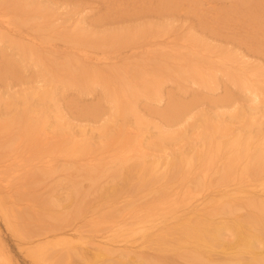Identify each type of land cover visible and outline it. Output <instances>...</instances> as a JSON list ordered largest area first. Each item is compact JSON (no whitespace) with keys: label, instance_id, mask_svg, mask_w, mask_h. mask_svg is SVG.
Segmentation results:
<instances>
[{"label":"bare ground","instance_id":"bare-ground-1","mask_svg":"<svg viewBox=\"0 0 264 264\" xmlns=\"http://www.w3.org/2000/svg\"><path fill=\"white\" fill-rule=\"evenodd\" d=\"M53 13L48 10L47 6L39 8L40 16L45 18H50ZM1 17L3 18L0 21V25L8 26V31H15L12 19L7 14H2ZM82 26H74L73 33L82 30L83 28L77 29V27ZM78 38L84 44H81L80 47L73 45L66 47L72 53L80 55V57L84 54V57L81 58L84 60H82V63L90 62L86 60L85 55L91 52V45L85 43L92 42L88 41L87 35H79ZM31 41L37 47H40L43 43L40 39H37V41L33 39ZM22 50L24 51L23 48ZM148 50L151 51L150 49ZM190 50L192 51V55L195 54L198 51L197 44L191 46ZM175 51L178 55L183 54L181 49ZM170 53L172 52L170 51ZM90 56H87V59H92V62L98 59L95 56ZM171 57L173 56L171 55ZM245 58L246 55L241 56V66L236 67L234 70L227 69L225 71L228 74L233 72L237 76V79H233V82L241 90H244L247 98H249V103L251 102L250 105L248 103L246 109L241 108L239 106L240 101H235L236 97L234 96V99L232 94L229 93L223 94L219 98L217 97L218 100L215 101V104L219 108L230 110L228 112H221L220 114L230 113L231 122L234 119L240 120L244 117L242 115L244 113L246 119L249 121L246 125L242 127L238 126V130L222 126L228 131L226 133L222 132L219 138L217 137V133L219 130L221 131L219 129L221 126H218L220 121L217 122L211 116L200 113L196 109L197 106L195 104L185 105L184 103L187 101L181 100L177 105H183L176 108L177 117L173 122L176 129H161L156 125L155 128L159 130L156 136L157 143H148L144 140L142 134L147 132L146 130L140 132L136 130L138 135L140 133L138 141L136 138L132 139L133 142H136V147L132 145L127 149L126 147L123 150L118 149L117 153L115 151L116 155L112 159L114 164L112 161H105V158H100L101 156L104 157V155L99 156L97 153L96 155L94 154L95 150L102 149L104 144L98 143L97 147H95L97 143L92 142V137L86 129L81 130L80 137L77 136L78 134H75L73 139L70 138L73 143L71 148L69 146H60L59 149L53 146L42 148L40 146L42 139L40 140L39 134L42 131L39 129V122L26 116L28 113L27 109H25L26 112H23L21 117H27V119L18 128L22 131L25 142L30 144V146L28 145V150L30 149V151L25 150L23 155H11L9 152H13V150L8 152L10 155L7 152L0 153V216L4 219L5 222L3 223H6L8 230L16 236L17 245L19 244L18 248L25 253V257L28 256L32 259L34 264H69L72 263L74 256H78L77 261L79 264H89L90 262L96 264L94 259L97 260L99 258L102 260L100 264H171V257L173 256L182 258L188 256L190 260H195L196 263L202 262L201 264L204 261L211 264H216L218 261L226 263L234 261L233 264H246L245 261L249 258H251V263L264 264V249L261 250L260 248L259 250V247L255 245L257 239L260 241L259 239L262 238L264 241V235H262L264 233V76L261 69L259 73V69H254L252 66L253 68H251L254 69L252 71V69L246 66L251 62ZM228 60L229 58H222L224 66H226ZM206 64L208 63L191 62L183 66L182 68L187 73L185 79H192L191 77H193L194 84L198 83L202 86H207L212 91L220 89L217 83L218 78L214 79L213 76L209 75L212 68L207 67ZM127 70V73H129L130 68ZM218 70H215V73ZM142 71L141 67L137 68L138 74H141ZM161 71L162 68L158 67V74L153 79L146 80L147 82L143 86L148 83L147 88L150 86L153 93H158L159 87L162 84L158 81L161 77ZM75 75L79 77L83 75L84 77L80 78L82 81L92 79V73H88V71L84 72L82 66L72 76ZM94 75L98 76L96 72ZM72 78L74 79V77ZM93 79L96 80L95 76ZM37 80L40 81L37 82L39 83V87L36 88L42 92L40 94H30L29 96H38L41 99L53 98V94H51L52 88L46 86L44 89H41L44 86L40 82L44 80ZM129 83L132 84L133 95L137 96L139 84L131 83L130 81ZM156 85L158 88H156ZM107 96L115 103L113 105V108H115L114 114L112 113L113 119L110 120H116L119 116L126 113L125 108L127 107L123 105L119 94H107ZM208 96L210 95L206 94L204 98H201L205 99L206 97V99L210 100L212 97L209 98ZM195 97L196 103L200 100V96L196 95ZM4 98L8 99L5 97V94H0V106L5 101ZM163 99L161 92L154 94V101L158 104L163 102ZM52 100L50 99V101ZM23 102L25 108H27L29 105L27 98H24ZM54 106H56L55 109L58 113L56 115L57 121L63 127H67L68 123L65 121L64 115L59 114L60 107L56 104ZM39 115L40 112H37L34 116L41 120L42 118ZM144 115L145 113L138 115L139 125H149V122L145 123L141 118ZM220 119L218 118V120ZM42 122L46 123L44 119ZM202 124L204 126L209 124L213 129L204 128L202 131H197L198 126ZM238 125H240V122ZM109 127H106V130L102 132L108 134ZM189 127L192 128L190 133L188 132ZM8 134L7 136L10 137L11 133ZM11 135L13 136V134ZM129 139H131V136ZM8 141L5 144L7 147H9L10 143ZM21 141L20 143L22 144ZM101 141L104 142L103 140ZM37 144L39 148L37 150L33 149ZM146 144L152 147L149 152L144 147ZM135 148V155L131 154ZM24 149H26V146ZM59 156L64 157L66 161L59 160L57 158ZM34 160L37 161L34 162ZM57 162L59 164H61L60 162H65V166H63L65 169L56 167ZM109 165L114 166L108 167ZM120 167H122V171L126 172L125 175L129 177L130 182L136 179L135 184H140L138 190L141 185L145 186L149 183L150 187H152L150 192L151 197L149 195L145 196V202L138 201L136 197V201H133L134 197H130L133 194H130V201L128 203L117 201V197L115 196L117 194L114 190L117 192L118 179L121 182L123 177L120 176L121 178L118 179L113 178L114 173L112 171H116V169L118 171ZM58 170H60L61 175H58L55 179L62 178L63 183L66 177L70 180L74 179L73 181L76 179V182L79 179L78 185L81 186V189L75 188L78 192L80 190L81 192L85 190L87 193L95 192L99 193L101 197L98 200H95V198L96 202L91 200L89 203H85L86 206L80 207L79 204L75 208L76 203L74 199L77 197L75 196L74 198V195L77 191L73 192L71 187L63 185L62 182H58L54 186H50L48 183V189L50 187L51 189L50 192L46 190L47 193L50 196L56 195L54 196L56 200L54 201L53 199L54 205L50 202V205L53 208L55 206V211L58 213L56 215L52 210L56 218L57 216H65V214L66 216H70L72 213L71 216L74 215V217L71 220L69 219L72 223L69 221L65 225L66 227L60 230L57 227L53 228V225L57 223L56 221H54L56 223L52 221V225L48 221L49 226H53L52 233H50V227L46 225L47 228L49 227L48 230L44 229L45 231H42L43 229H39V231L35 232L33 228L31 230L35 234L31 231L33 234L28 236L31 233L27 231L29 226H27L26 231H23L26 220L23 222L24 225L20 224L22 223L19 220L21 216L19 217L16 206H19L20 200L26 201L25 199H28L30 201L31 199L32 201V199H35V204L36 202L40 203L41 200L37 201L38 198L36 199L31 194L29 198L26 192L29 191L28 193H31L35 192V190L26 189L23 192L24 189L22 188H26L28 183L26 182L23 185L22 181L29 178L28 175L39 179L53 178L54 173H57ZM38 171L41 175L37 173ZM65 172L67 173L66 177ZM109 173L110 179H117V182H114L112 179L108 180L106 185H100L101 182L105 183L100 178L105 176L103 178L105 179ZM69 179L68 181H70ZM86 181L88 183L84 186L83 183ZM48 182L52 181L48 179ZM108 182L114 183L108 184ZM122 182L124 184L123 180ZM75 183L73 182L74 185ZM123 184H120V186H123ZM63 188L66 189L63 195L64 199L59 201L60 195L57 194V190L61 191ZM120 188L119 192L125 190H121ZM141 188L146 189L144 187ZM20 189L22 190L20 191ZM111 189H113L114 193L110 192ZM46 191L42 192L45 193ZM128 192L130 193L129 190ZM141 194L137 197L140 198ZM85 196L83 197L84 200ZM87 196L89 197V195ZM45 200L49 202L50 198L49 200ZM45 200L42 197V201L44 202ZM84 200H81V202H84ZM76 201L77 204L80 203V201ZM35 204L32 203L28 207L37 210ZM44 205L46 206L48 203H44ZM67 209L73 211L71 212ZM250 209H255V211H251ZM39 213H42V211ZM44 213L42 214L43 218L45 217ZM22 215L25 216L24 218H28V214ZM59 219L63 220L65 218L58 217L57 221ZM61 220L60 223L62 222ZM79 220L81 221L80 223H78ZM44 221L46 220H43L41 223ZM82 221L88 222L84 226V228L88 227V229L83 228L84 224H81ZM57 225L59 226V224ZM46 226H43V228ZM46 231H49V233ZM25 232L29 234L27 235ZM226 232L229 235H225ZM14 256L4 241L3 235L1 236L0 233V264H19L15 261ZM180 260L183 262L182 259ZM74 264H77L76 261Z\"/></svg>","mask_w":264,"mask_h":264},{"label":"rangeland","instance_id":"rangeland-1","mask_svg":"<svg viewBox=\"0 0 264 264\" xmlns=\"http://www.w3.org/2000/svg\"><path fill=\"white\" fill-rule=\"evenodd\" d=\"M42 6H47L50 12H54L50 18L40 16L39 8ZM2 14H7L12 19L15 31H8V26L0 25V28L2 27L0 29V94H5V97L8 98H4L5 101L0 106V153L7 152V154L11 153V155H23L25 150L30 151V149L28 150L30 144L25 142L23 133L18 128L27 119V117H21V114L26 112L25 109H27L28 113L26 116L39 122V129L42 131L39 133L40 140L42 139L40 141L42 148H48V146L58 149L60 146H69L71 148L73 144L71 139L74 138L75 134H78L77 136L80 137L81 130L86 129L92 137V142L97 143L95 147H97L98 143L104 144L102 149H94V154L96 155L97 153L99 156L104 155V157L101 156L100 158H105V161H112L118 149L123 150L124 147L127 149L132 145L136 147V142L132 141L135 138L137 141L139 140L140 133L138 135L136 130L139 132L146 130L147 132L142 134L144 140L148 143H157L156 136L159 130L155 128L156 125L161 129H176L173 122L177 117L176 108L183 105H177L181 100L188 102L184 103L185 105L195 104L197 106L196 109L200 113L211 116L217 122L220 121L218 126H221L219 128L221 131L219 130L220 133L219 131L217 133V137L219 138L222 132L226 133L228 131L222 126L238 130V126L242 127L249 122L244 113H242L244 117L240 120L234 119L231 122L230 113L220 114L221 112H228L230 110L217 107L215 101L218 100L219 96L229 93L232 94L234 99L236 97L235 101H240L239 106L241 108H247L249 98H247L244 90H241L233 82V79H237V76L233 72L228 74L225 71L227 69L234 70L236 67L241 66L242 55H246V58L251 62L246 66L250 69L253 67L254 69H259V73L261 69L264 76V0H0V21L3 18L1 17ZM76 25H83L82 27H77V29H83L73 33V28ZM79 35H87L88 41L92 42L85 43L91 45V52L85 55L86 60L90 62L82 63L84 60L81 58L84 57V54L80 53L83 54L80 57V55L72 53L66 47L68 45L80 47L81 44H84L79 40ZM33 39L36 41L40 39L43 43L40 47H37L31 41ZM195 44L198 46V51L192 55L190 48ZM178 49L183 51L182 55L176 54L175 50ZM202 50L204 52L201 53ZM90 55L98 59L92 62V59H87V56ZM222 58H229L226 66L223 65ZM191 62L208 63L206 66L212 68L209 75L213 76L214 79L218 78L217 83L220 89L212 91L207 86H202L198 83L194 84L193 77L186 80L187 73L182 67ZM80 66L83 67L84 72L88 71V73H92V79L95 76L96 80H80L81 77H84V74L80 77L78 75L72 76L75 72L79 71ZM138 67H141L143 70L141 74L137 73ZM158 67L162 68L161 77L158 79L162 84L159 87L158 93H153L150 86L147 88L148 83L144 86L143 84L147 82L146 80H151L158 74ZM129 68L130 71L127 73V69ZM215 70L218 71L215 73ZM95 72L98 76L94 75ZM37 79L44 80L40 82L44 86L41 89H44L46 86L52 88L51 94H53V98H50L53 99L52 101L49 98L41 99L38 96H36L38 98L32 97V95L29 96L30 94H40L42 92L36 88L39 87V83L37 82L40 81ZM196 80L200 82L198 79ZM129 81L139 84L137 96L133 95L134 91ZM156 88H158L157 85ZM160 92L163 94L164 99L163 102L158 104L154 101V94H159ZM107 94H119L123 105L127 107L125 108L126 113L119 116L116 120H110L113 119L112 113L114 114L115 111V108H113L115 103L109 99ZM206 94H209L210 96L208 97L212 98L210 100L206 99V97L202 99ZM196 95L200 96V100L195 103ZM24 98H27V103L29 104L27 108H25L23 102ZM54 104L60 107L59 114L64 115V119L68 123L67 127H63L57 121L56 115L58 113ZM30 110L31 112H29ZM37 112H40L39 117L42 118L41 120L34 116ZM141 113H145L141 118L145 123L149 122V125H139L138 115ZM218 118L221 119L218 120ZM43 119L46 123L42 122ZM239 122L240 125H238ZM209 124L205 126L203 124L199 125L196 130L202 131L204 128L213 129ZM84 126L85 128H83ZM108 126H110L109 132L108 134H104L102 131L106 130ZM250 128L252 127L250 126ZM191 129V127L188 128L189 133ZM7 132L13 134V136L11 134L10 137L7 136L9 135ZM130 136L131 139H129ZM7 141L8 143H12H9V147L5 146ZM25 146L26 149H24ZM38 146V144L35 145L33 149L37 150ZM144 147L148 149V152L152 149L148 144ZM10 150H13V152ZM15 151L17 152L14 153ZM135 152L136 148L131 154L135 155ZM57 158L61 159V161H66L64 157L59 156ZM36 161L34 160V162ZM60 163L62 165L59 162L56 163V167H59V169L65 166V162ZM111 166L109 165L108 167ZM112 172L114 173L113 178L118 179L123 177L124 184L122 180L119 182L118 179L117 182V179H110L109 173L106 176V178L108 177L107 180L106 178L103 179L105 176L100 178L102 181H105V183L101 182L100 185H106L108 180L113 179L114 182L116 181L118 189L117 192L116 190L114 191L117 194L115 195L117 201L128 203L130 197H134L133 201L137 199L138 201L145 202L148 195L151 197L150 192L152 187H150L149 183L145 185L146 187L141 185V187L146 189L139 187L138 190L140 184H135L136 179L130 182L129 177L125 175L126 172L122 171V167L118 171L116 169V171ZM37 173L41 175L39 171ZM54 174L53 178L48 177L45 179L28 175L29 178L22 181L23 185L26 182L28 183L26 188H22L24 189L23 192L26 189L35 190V192L31 193H28V191L26 194L28 196L31 194L36 199L38 198L37 201L41 200L42 202V204L41 202H36V204L39 203L36 206L35 199H32L33 202L31 199V202L25 199L26 201L20 200L19 206H23H16L19 217L21 216L19 220L22 223L20 224L24 225L23 222L26 220L23 231H26L27 226H29V229L27 228L29 233L33 230L35 232L39 231V229L45 231L50 227L49 230L51 229L50 233H52L53 226V228L57 227V229L61 230L74 217V215L71 216L72 213L70 216H66L64 213L67 219L62 215L57 216V218L61 217L65 219L57 221L56 215L58 213L55 211V206L53 208L50 205V202L53 203L54 196L56 195L50 196L47 191L50 192L51 187L48 189L49 185L54 186L58 182H62L63 179H55L58 175H61L60 170ZM22 175L24 174L22 173ZM66 176L67 173L65 172ZM48 179L52 182H48ZM66 179L62 184L71 187L73 192L77 191L74 198L76 196L78 199H75L78 202L80 201V203L77 204V201L74 199L76 203L75 208L79 204L80 207L86 206L85 203H89L91 200L96 202L95 200L101 197L99 193L95 192L87 193L85 190L78 192L75 188L81 189V186L78 185L80 180L78 179V182H76V179L75 181H73L74 179L70 180L68 177ZM66 181L67 183L69 182V185ZM73 182H76L75 185ZM87 183L86 181L83 185L86 186ZM120 184H123V186H120ZM119 188L121 190L125 189L123 190L124 192L122 191L123 194L119 192ZM42 191H46L45 193L49 196ZM114 191L113 189L110 190L111 193H114ZM65 192V188L61 191L57 190V194L60 195L59 201L64 199L63 195ZM83 193L84 195L82 196ZM85 193L89 197L85 196ZM130 194L134 196H130ZM140 194L141 200L137 197ZM17 195L19 194L17 193ZM84 196L85 200L83 199ZM42 197L43 200H49L50 198V201L46 202L45 200L43 202ZM81 200H84V202H81ZM30 203H34L37 210L28 207L31 206ZM44 203H48V205L45 206ZM59 207L62 209L61 206ZM250 210L255 211V209ZM31 211L33 212L31 213ZM40 211L42 213H39ZM43 213L44 218L42 217ZM22 214H28V218H24L25 216ZM31 218L34 220V223L30 220ZM43 220H46L47 223L46 221L41 223ZM60 220L63 223H60ZM48 221L50 224L52 221L53 223H57L49 226ZM3 222L5 221L0 216V233L1 236L3 235V239L11 249L13 255H15V261L19 264H34L32 259L28 256L25 257V253L19 250L16 236L8 230L6 223ZM70 222L72 223V221ZM80 222L79 220L78 223ZM86 223L88 224V222L82 221L81 224H84L83 228ZM41 224L43 226L48 225L49 227L43 228ZM84 229H88V227ZM46 232L49 233V231ZM25 233L29 234L28 232ZM33 233L31 232L28 236ZM225 235L229 234L226 232ZM225 235H223L224 238H226ZM259 240H256L255 245L259 247V250L260 248L262 250L264 249V241L262 238ZM178 257H171V264H183V262L184 264L200 263H196L192 259L190 260L188 256L185 258ZM73 258L72 263L69 264H74L75 261L79 264L77 261L78 256H74ZM94 260L96 264H100L102 261L100 258ZM250 260L251 258L246 260V264H254ZM233 263L234 261L227 263L218 261L216 264ZM89 264H92V262ZM203 264L211 263L204 261Z\"/></svg>","mask_w":264,"mask_h":264}]
</instances>
